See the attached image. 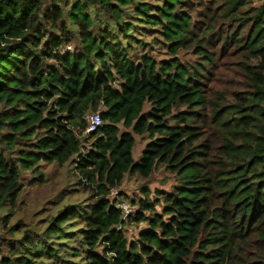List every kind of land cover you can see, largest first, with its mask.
<instances>
[{"label": "trees", "instance_id": "trees-1", "mask_svg": "<svg viewBox=\"0 0 264 264\" xmlns=\"http://www.w3.org/2000/svg\"><path fill=\"white\" fill-rule=\"evenodd\" d=\"M247 1L0 0V264H264V0ZM230 57L246 89L221 103ZM62 167L27 209L24 184ZM156 170L172 183L153 199L118 189Z\"/></svg>", "mask_w": 264, "mask_h": 264}, {"label": "rangeland", "instance_id": "rangeland-1", "mask_svg": "<svg viewBox=\"0 0 264 264\" xmlns=\"http://www.w3.org/2000/svg\"><path fill=\"white\" fill-rule=\"evenodd\" d=\"M150 3H156L155 0H148ZM263 0H248L244 7V13H242L243 17H248L249 14H246L250 11L251 7H257L261 5ZM216 20L217 26H223L225 27L228 23V25L231 27H235L237 25V22H231L230 19H226V17L223 16V10L220 5L216 8ZM204 14H199L198 19L203 20ZM192 18L196 19V15L193 14ZM251 24V21H247L242 28V33L246 34L247 30L249 29V26ZM150 34L146 35V38H149ZM159 45L152 46L153 49V55L157 58H164L167 57L165 53H162V49L159 50ZM178 57L182 60H193L195 59V56L187 53V54H179ZM237 57H230L226 59L222 63H217L215 65V68L212 70L213 74V84H212V91H213V97L217 100L219 99V95H223L225 100H220L221 103H227L231 101V98L233 97L232 91L238 90V89H246L245 83L247 81L244 79V73L241 70L240 65L238 64ZM219 101V100H218ZM136 145L134 148V158H138L140 155V152L142 151L145 139H140V137L136 136ZM44 170V177H48L49 171L57 170L56 167L53 165H46L43 168ZM66 167H62V171L64 172L63 176L60 179L55 180L54 182H48L44 183L43 185H34L25 183L24 188L20 193V199L26 204L27 209L34 206L35 208H38L39 205L47 198H54L57 195V192L64 186L67 185L65 171ZM23 175L26 177H29V173L25 172ZM27 182V180L25 181ZM171 178L168 177L167 173H163L160 170H156L155 173L147 178L142 179L135 175H129L126 174L124 181L118 189L120 191H126L128 195H135L139 196L142 194L140 186L145 185L147 187L146 195L149 199L154 198V194L156 190L158 189H168L171 185ZM125 198V197H124ZM127 201H129V198H125ZM135 207V206H134ZM136 208V207H135ZM142 224H139V226ZM137 225L135 223H128L126 224L127 233L128 235L134 234Z\"/></svg>", "mask_w": 264, "mask_h": 264}, {"label": "built area", "instance_id": "built-area-1", "mask_svg": "<svg viewBox=\"0 0 264 264\" xmlns=\"http://www.w3.org/2000/svg\"><path fill=\"white\" fill-rule=\"evenodd\" d=\"M100 116L99 113L95 112L92 113L88 118V126L86 129V132H91L94 129H96L100 125ZM112 193H117L116 189H112ZM119 207L122 209L124 216H129L135 212V207L130 205L126 201H119L118 202Z\"/></svg>", "mask_w": 264, "mask_h": 264}, {"label": "clouds", "instance_id": "clouds-1", "mask_svg": "<svg viewBox=\"0 0 264 264\" xmlns=\"http://www.w3.org/2000/svg\"><path fill=\"white\" fill-rule=\"evenodd\" d=\"M118 192V191H117Z\"/></svg>", "mask_w": 264, "mask_h": 264}]
</instances>
